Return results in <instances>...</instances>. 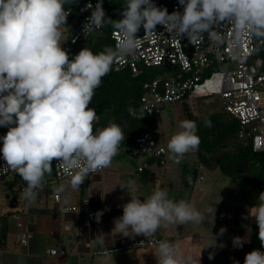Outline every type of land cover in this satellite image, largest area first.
I'll use <instances>...</instances> for the list:
<instances>
[{
    "label": "clouds",
    "instance_id": "9594fccd",
    "mask_svg": "<svg viewBox=\"0 0 264 264\" xmlns=\"http://www.w3.org/2000/svg\"><path fill=\"white\" fill-rule=\"evenodd\" d=\"M183 12L158 7L153 0H125L122 19L106 16L103 0L92 9L84 24V31H97L105 25L120 33L115 49L105 47L99 53L81 49L72 59L61 46V27L65 26L70 9L68 0H0V127H7L2 141L0 172H15L25 182L23 198L35 201L37 189H42L46 174L52 171L54 159L86 162L83 171L71 181L77 189L89 171L111 166L125 140L122 128L116 123L93 131L97 112L89 107L92 98L110 73L117 55H134L143 39L157 38L158 25L176 38L187 36L190 43L207 33L219 40L214 30L224 22L232 23L238 31L250 29L264 36V0H178ZM143 27L145 35L138 38ZM129 111H132L130 108ZM211 127V121L205 120ZM181 131L173 134L167 143L168 158L179 163L185 154L198 149L200 137L193 120H182ZM121 188H127L121 185ZM61 185L57 191H62ZM259 203L248 210L255 219L258 238L264 246V192ZM63 212L69 209L62 208ZM215 207L203 211L185 200L168 198V191L157 188L143 200L131 195L123 205V214L114 220V230L123 236H151L161 227L203 224L209 215L214 217ZM102 211L95 214L97 222ZM214 223V220H213ZM247 232L251 233V227ZM226 232L221 227L218 235ZM247 237H233L236 248H242ZM107 255V253H105ZM209 260L214 258L209 253ZM157 264H200V258L185 255L178 243L158 242ZM234 264H239L234 261ZM244 264H264V252L254 249L245 255Z\"/></svg>",
    "mask_w": 264,
    "mask_h": 264
},
{
    "label": "crops",
    "instance_id": "0c3cea01",
    "mask_svg": "<svg viewBox=\"0 0 264 264\" xmlns=\"http://www.w3.org/2000/svg\"><path fill=\"white\" fill-rule=\"evenodd\" d=\"M152 132L155 134V130ZM159 144L167 148L165 144ZM195 154L194 161L189 160L193 162L192 164L185 161V158L175 163L168 158L169 153L167 152L168 163L165 168L158 160L148 163L147 157L138 161L136 169L123 161L116 160L111 163L110 167L96 174H86L83 183L77 189L71 186V181L75 176L64 179L60 183H56L53 179L48 183L44 180L42 189L36 190L37 195L32 203L34 207L32 213H28L24 207L23 196L13 197L11 200L6 198L9 208L0 214V217L5 216L6 233L5 246H0V264H17L21 255L26 257V264H157V246L105 256H94L92 253L132 239L145 237L142 235L123 236L114 230V220L122 216L123 205L129 202L131 195L143 200L159 187L167 189L169 199L174 201L182 199L198 210L206 209L207 207L203 206L202 202L207 196L204 194V189L200 187L204 173L200 172L199 175L197 173L192 189H187L183 181L185 169L197 168L199 171L204 167L208 168L199 163L196 150ZM144 163H147V166L139 171V167ZM201 175L203 178L199 180ZM61 185H63V190L58 191L61 197L57 202L53 197V190ZM121 185H126L127 188H121ZM42 192L46 197L51 196L50 202L46 197L42 198ZM83 198H91L92 205L102 210L104 216L100 222L89 223L80 212L60 211V207L77 205ZM208 203L212 204V200ZM215 207L214 217L209 215L203 224L193 222L185 225L173 224L161 227L151 236L168 238L170 242L178 243L182 253L190 254L195 259L200 258V264H234V261L244 264L247 253L254 249L264 252V246L259 243L258 233L254 235L251 224L236 223L238 213L233 205L232 208L228 206L223 210H218L217 203ZM246 226L251 227L250 234ZM221 227L226 228L222 236L218 235ZM22 232L31 234L28 246L25 248H21L18 243ZM236 236L247 237V242L242 248L233 246L232 240ZM54 247L64 248L67 255L46 254L48 249ZM209 253L214 254L211 260L208 258Z\"/></svg>",
    "mask_w": 264,
    "mask_h": 264
},
{
    "label": "built area",
    "instance_id": "2783aa9c",
    "mask_svg": "<svg viewBox=\"0 0 264 264\" xmlns=\"http://www.w3.org/2000/svg\"><path fill=\"white\" fill-rule=\"evenodd\" d=\"M103 0V9L106 6ZM98 0H84L81 7L91 3L93 8ZM161 8H167L169 14L173 11L183 12L178 0H153ZM70 9L71 7L65 8ZM92 9L84 10L81 17L76 18V26L67 21L62 26L61 46L68 52L72 59L75 46L86 36L97 34V31H84V24L90 17ZM122 19V11H116V20ZM73 28V29H72ZM220 39H210L207 33L201 38L190 43L187 36L176 38L165 31L163 26L156 28L159 36L155 39L147 37L142 40L134 55H117L112 65L113 72L128 69L133 76H138L143 68L160 67L163 69H174L172 72L165 71L163 74L147 81L143 85V94L137 110L132 109L130 114L136 116L137 112L150 115L158 114L167 105L177 102H185L195 107V100L199 97L218 95L222 101L223 111L235 117L240 125L238 138L246 144H250L254 152H264V57L257 54L258 48L264 45V36H258L250 29L238 31L232 23L224 22L214 29ZM145 31L143 27L138 31V38H143ZM110 37L116 48L120 33L114 28ZM170 71V70H169ZM99 88V87H98ZM97 88V89H98ZM96 90V89H95ZM3 136L7 133V127H0ZM138 151L146 155L147 159L160 161L162 166H167L166 147L159 144L155 134L151 131L140 133L134 141ZM0 141V148H2ZM176 163V162H175ZM5 161L0 153V167ZM54 175L52 179L56 183L71 178L81 173L86 167V162L76 160L75 157L69 162L54 159L52 162ZM147 166L144 163L139 171ZM103 169L89 171L87 174H96ZM203 176L199 177L201 180ZM12 179L18 185H12L11 190H24L19 180L21 177L9 170L0 172V180ZM48 183V180H45ZM54 199L60 201V193L53 190ZM68 212H80L89 223L96 221L95 214L102 211L92 205L91 198H83L77 205L66 206ZM62 212V207L59 208ZM104 214L101 216L100 220ZM31 234L22 232L18 243L21 248L28 246ZM168 238L156 236L140 237L116 244L111 247L94 251V256H105L137 248H148L158 246V242ZM48 255L66 256L67 251L61 247L50 248L46 251Z\"/></svg>",
    "mask_w": 264,
    "mask_h": 264
},
{
    "label": "trees",
    "instance_id": "16d2710c",
    "mask_svg": "<svg viewBox=\"0 0 264 264\" xmlns=\"http://www.w3.org/2000/svg\"><path fill=\"white\" fill-rule=\"evenodd\" d=\"M84 0H68L65 8L71 7L72 12L68 22L75 28L76 18L81 17L83 11L81 3ZM121 0H105L106 16L116 20V11H123L124 4ZM125 3V0H122ZM72 28V29H73ZM112 25H105L97 34L86 36L75 46L72 56L74 57L83 48L90 49L93 53H99L105 47L114 48L110 37ZM258 55L264 57V45L258 48ZM155 68L153 75L149 79L143 71L138 76H133L128 69L120 72L110 71L102 78L101 85L95 90L89 107L94 108L98 115V120L94 122L93 131L108 126L110 123L118 124L124 133L125 140L135 141L136 137L146 131H154L157 127L158 114L150 115L138 111L136 116L130 114L129 109L137 110L140 97L143 94L145 82L163 74L165 71L172 72L174 69ZM170 70V71H169ZM184 115L188 120L196 122L200 144L196 153L199 163L208 167L215 165L223 175L240 179L252 187L264 192V152H254L250 144H246L238 138L240 125L238 120L229 113L213 112L205 114H195L191 111L187 103L183 102ZM211 121V127L205 126V120ZM0 129V135L2 134ZM154 159H147L148 163ZM198 170L185 169L183 171V181L187 189H192L197 178ZM54 175L53 165L50 174H46L44 180H51ZM12 191V190H11ZM17 191V190H15ZM13 191V192H15ZM9 196L8 199H13ZM24 207L28 213H32L34 207L23 198ZM5 216L0 217V246H5Z\"/></svg>",
    "mask_w": 264,
    "mask_h": 264
},
{
    "label": "rangeland",
    "instance_id": "374dc122",
    "mask_svg": "<svg viewBox=\"0 0 264 264\" xmlns=\"http://www.w3.org/2000/svg\"><path fill=\"white\" fill-rule=\"evenodd\" d=\"M120 3L125 4L122 3V0ZM143 71L146 72V76L150 79L153 75L152 73L155 71V68H143ZM187 105L189 108H191V105ZM195 107L196 108L193 110V113L195 114H207L223 111L222 101L218 95L197 98L195 100ZM185 119L184 105L182 102L165 105L157 119L155 136L158 142L167 146L170 137L176 132L182 130L180 129L179 124ZM145 157V154L138 151L134 142L127 140L125 144L119 148L118 154L113 157L112 162L116 160L123 161V163H126L127 165H130L132 168L136 169L138 161ZM195 157V151H191L184 156L185 161L191 164L193 162H189V160H193ZM200 172L204 173V179L201 181L200 187L204 189V194L207 196V198L202 202L203 206H206L207 208H214L217 203L218 210H223L226 209V207L228 208V206L232 208L233 205L234 210L238 213L236 223H250L254 230V235L257 234L258 232L256 231H258V226L255 222V219L252 217H245L248 216V210L254 207L256 203H259L258 198L262 191L252 187L243 180L223 175L215 165H211L208 168L204 167L198 171V175ZM19 183L21 186L26 187V184L22 179L19 180ZM12 185L18 184L12 179L0 180V214L9 208V204L6 199L8 195L14 196L15 198H20L23 196L22 189H19L15 192L11 191ZM45 197L46 196L44 192H42V198L45 199ZM46 199L48 202H50L51 196H47ZM210 200H212V204L208 203ZM254 242L257 243L255 239ZM259 243H261V241H259Z\"/></svg>",
    "mask_w": 264,
    "mask_h": 264
},
{
    "label": "water",
    "instance_id": "95a60500",
    "mask_svg": "<svg viewBox=\"0 0 264 264\" xmlns=\"http://www.w3.org/2000/svg\"><path fill=\"white\" fill-rule=\"evenodd\" d=\"M17 264H26V257L24 255L19 256Z\"/></svg>",
    "mask_w": 264,
    "mask_h": 264
}]
</instances>
